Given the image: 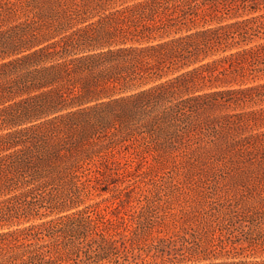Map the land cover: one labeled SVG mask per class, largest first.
<instances>
[{
	"label": "trees",
	"instance_id": "16d2710c",
	"mask_svg": "<svg viewBox=\"0 0 264 264\" xmlns=\"http://www.w3.org/2000/svg\"><path fill=\"white\" fill-rule=\"evenodd\" d=\"M0 264H264V0H0Z\"/></svg>",
	"mask_w": 264,
	"mask_h": 264
}]
</instances>
